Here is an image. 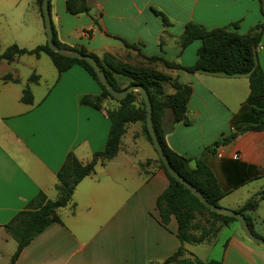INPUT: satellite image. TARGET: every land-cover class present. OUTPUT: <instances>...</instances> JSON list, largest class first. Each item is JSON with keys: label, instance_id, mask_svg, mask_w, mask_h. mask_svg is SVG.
<instances>
[{"label": "crops", "instance_id": "0c3cea01", "mask_svg": "<svg viewBox=\"0 0 264 264\" xmlns=\"http://www.w3.org/2000/svg\"><path fill=\"white\" fill-rule=\"evenodd\" d=\"M85 1L90 12L71 15L66 0H50L59 42L95 55L109 70L115 62L153 69L190 87V125L174 124V112L168 109L163 122L167 145L211 169L226 192L220 207L239 211L250 199H258L264 191V131L240 132L255 123L254 109L264 108V99L249 102L248 76L191 74L147 58L191 67L202 42L182 47L188 24L208 30H234L237 25L234 31L247 35L264 22V0ZM154 11L163 13L168 23ZM46 43L37 0H0V52L13 45L32 50ZM257 58L264 72V35ZM6 76L11 79L5 80ZM31 76L36 83L30 82ZM117 78L121 86H127L126 78ZM28 87L33 94L30 105L22 102ZM164 87L168 95L175 93L171 83ZM101 94L98 83L82 67L75 65L59 74L46 54L0 62L1 245L13 242L5 226L40 192L49 200L59 197L57 174L68 154L86 165L95 153L104 151L109 113L117 111L119 104L111 99L98 109L81 104L84 97ZM234 133L236 139L223 142ZM235 163L256 167L261 178L232 189L231 181L237 179ZM168 186L142 125H128L117 156L98 161L95 173L78 184L71 202L58 211L61 222L39 234L15 264L164 263L180 247L177 220L172 217L167 226L162 225L157 209V199ZM246 214L255 233L264 239V200ZM184 248L187 255L206 264H264V246L247 240L238 222L223 227L208 243ZM6 255L11 259L13 253ZM6 255L0 251V257Z\"/></svg>", "mask_w": 264, "mask_h": 264}, {"label": "trees", "instance_id": "16d2710c", "mask_svg": "<svg viewBox=\"0 0 264 264\" xmlns=\"http://www.w3.org/2000/svg\"><path fill=\"white\" fill-rule=\"evenodd\" d=\"M42 2L43 0H37L41 16L44 19ZM66 7L68 13L71 15L90 12V8L87 6L85 0H66ZM154 12L163 17L165 23H168L163 13ZM237 27V25H234V30ZM234 30L229 28L208 30L202 25L190 23L185 27L181 38L182 47L186 48L195 41L202 42V46L197 53L196 63L193 66L183 67L167 62L159 57L147 58V60L151 63L161 62L167 68L182 69L191 74L204 72L224 74L226 76L246 75L250 82L249 102L255 103L260 99H264V72L257 58V50L261 45L264 35V22L256 26L247 35H241ZM53 32L55 45L59 48L70 49L59 42L54 27ZM127 46L134 48L128 44ZM71 50L93 57L116 91H123L131 85L144 87L152 103L154 128L170 165L180 176L192 184L209 203L220 207L219 202L226 196V192L221 189L211 169L202 160H191L176 154L169 148L165 139L166 131L163 122L168 109H172L174 112V124L182 122L185 125H190L187 113L192 89L188 86L172 82L170 77L153 69H134L128 65L115 62L109 70L103 66L95 55L89 54L83 49ZM42 54L50 57L59 74H63L73 66L78 65L98 83L102 94L98 97H84L81 101L82 105L98 109L105 100L111 99L119 104V109L109 113L110 130L104 151L95 153L92 162L86 165L82 164L73 153L68 154L57 174L59 197L56 200H49L43 192H40L24 211L18 213L5 226L7 233L17 242V250L13 254L10 264L17 262L22 251L39 234L51 225L61 222L58 211L68 206L71 202L78 184L86 177L95 173L99 160H111L117 156L128 125L140 123L146 139L153 145L146 123V105L141 95L134 92L130 93L123 100L114 99L100 83L93 68L87 62L57 54L49 49L47 43L32 50L19 48L17 45L10 46L4 52H0V62L6 61L11 63L20 56L34 55L40 57ZM117 76L126 78L128 81L126 87L120 85ZM4 79L10 80L11 77L6 76ZM30 82L36 83V77L31 76ZM166 83H171L175 89L173 95L166 93L164 87ZM22 102L27 105L33 103V94L29 87L23 92ZM254 113L256 117L255 123L243 129L240 133L264 131V108H255ZM237 136V133L231 134L223 139V142H230L236 139ZM218 145L219 143H216L215 146ZM150 163L151 161H148L146 164ZM158 163L169 179L168 188L157 199L160 222L162 225L167 226L172 217H175L178 224L177 237L180 241L178 251L162 264H206L204 261L194 257V255H187L184 246L187 244L200 245L208 243L217 236L223 227L238 221L235 218L211 212L188 189L168 174L159 157ZM192 163H194V166H192ZM234 165L236 168L233 171L237 174V179L231 181L232 189H237L248 182L261 178L260 172L256 167L242 163H235ZM262 200H264V191L260 193L258 199H250L238 211L246 217L250 230L257 237L259 236L254 231L251 217L246 213L254 212ZM204 214L208 216V223L196 225L195 220L197 216Z\"/></svg>", "mask_w": 264, "mask_h": 264}, {"label": "water", "instance_id": "95a60500", "mask_svg": "<svg viewBox=\"0 0 264 264\" xmlns=\"http://www.w3.org/2000/svg\"><path fill=\"white\" fill-rule=\"evenodd\" d=\"M42 14L44 17V25H45V32L47 36V45L49 49L57 54H60L64 57L72 58V59H78L83 60L87 62L94 70L97 78L99 79L100 83L108 90L110 95L116 99V100H123L125 99L130 93L137 92L141 95L142 99L145 102L146 105V112H147V128L149 135L152 139L153 146L158 154L159 159L162 161L163 165L165 166L168 174L174 178L177 182L181 183L186 189H188L193 196H195L207 209H209L211 212L235 218L238 223L240 224L241 230L243 232V235L247 240H249L252 243H255L260 246H264V239L257 237L251 230L248 225L246 217L238 212L233 211L230 209L222 208L215 206L211 203H209L206 198L189 182H187L180 174H178L170 165V162L168 158L166 157L164 150L158 140L153 120H152V103L150 100V97L147 93V91L144 89L143 86L140 85H131L124 89L123 91H116L112 85L109 83L104 71L101 69L98 62L91 56L85 55L83 53H80L78 51H74L71 49H64L59 48L54 43V32H53V24L50 14V0H43L42 2Z\"/></svg>", "mask_w": 264, "mask_h": 264}, {"label": "rangeland", "instance_id": "374dc122", "mask_svg": "<svg viewBox=\"0 0 264 264\" xmlns=\"http://www.w3.org/2000/svg\"><path fill=\"white\" fill-rule=\"evenodd\" d=\"M207 220H208L207 215H205V214L204 215H198L196 220H195V223H196V225H200V223L201 224H207L208 223ZM202 249H205V248H202ZM16 250H17V242L14 239H13V242H11L10 244H7V245H5V244L1 245L0 244V251L4 252L5 255L9 254V253L14 254L16 252ZM217 254H218L217 252L214 253L215 256H217ZM10 261H11V259H9V257H7V255L0 257V264H10Z\"/></svg>", "mask_w": 264, "mask_h": 264}]
</instances>
